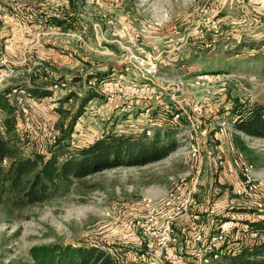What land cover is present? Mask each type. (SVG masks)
<instances>
[{"label":"rangeland","instance_id":"rangeland-1","mask_svg":"<svg viewBox=\"0 0 264 264\" xmlns=\"http://www.w3.org/2000/svg\"><path fill=\"white\" fill-rule=\"evenodd\" d=\"M6 88L28 154H50L65 131L76 147L146 132L176 148L73 179L43 202L0 204V264H23L32 246L52 242L97 244L125 264H172L147 221L154 206L161 224L174 214L172 191L201 212L208 249L190 264H212L225 242L264 241L251 227L264 212V138L236 127L264 106V0H0Z\"/></svg>","mask_w":264,"mask_h":264},{"label":"trees","instance_id":"trees-1","mask_svg":"<svg viewBox=\"0 0 264 264\" xmlns=\"http://www.w3.org/2000/svg\"><path fill=\"white\" fill-rule=\"evenodd\" d=\"M11 89L0 90V204L25 205L43 202L69 188L73 179L121 166H144L166 158L176 148L173 140L160 135L109 133L85 146H73L69 133L59 138L50 154L23 150L19 131V108ZM236 127L251 136L264 138V106H255ZM168 136V134L166 135ZM168 138V137H167ZM251 221L253 231L264 233V212ZM221 246L212 264H264V241ZM225 249L227 251H225ZM23 264H125L100 245L52 242L30 248Z\"/></svg>","mask_w":264,"mask_h":264},{"label":"crops","instance_id":"crops-1","mask_svg":"<svg viewBox=\"0 0 264 264\" xmlns=\"http://www.w3.org/2000/svg\"><path fill=\"white\" fill-rule=\"evenodd\" d=\"M191 204H193V199L190 198V201L185 207L182 205L181 206H170L171 209L170 208L169 209L173 210L174 214L168 216L166 219L167 220L166 222L164 223L162 222V224H166L169 221L170 225H174V228H176L175 230L181 231L180 234H183V232L186 230L185 228H188V233H190V235L185 234V237L183 235H179L177 231L172 229L173 239L169 243L168 247L165 250H163L165 251L164 257L166 259L177 260L183 264H190V262L196 261L197 256H199L198 253L202 249H204L205 251L208 249V241H206V238L201 237L200 234L197 236L199 231L204 229L202 224H200L201 223L200 220H198V218L201 217L200 216L201 212L198 213L197 210H194L192 207L190 208ZM152 210L153 211L156 210V213L151 215V217L147 221L155 222L152 224L162 225L160 223L161 215H160L159 206L152 207ZM184 211L186 212L183 215H179L180 213H183ZM184 218L188 219V222H189L188 225L184 223L183 221ZM138 223H141V221H138ZM146 224L142 223L141 226L143 229H147ZM212 243L213 242H210L209 248L211 247ZM205 244L207 245V248H205L206 246ZM154 245H156V240H154ZM201 246H204V247H201ZM155 255L157 257H160L159 256L160 252H156Z\"/></svg>","mask_w":264,"mask_h":264},{"label":"built area","instance_id":"built-area-1","mask_svg":"<svg viewBox=\"0 0 264 264\" xmlns=\"http://www.w3.org/2000/svg\"><path fill=\"white\" fill-rule=\"evenodd\" d=\"M158 69L157 64H153L150 68L149 71L152 72H156ZM185 196V194L182 192L181 194H177L176 192H170L168 194V198L166 201V205L167 206H173V204H175V199H179V205L178 206H186L188 204V202L190 201L189 196H185L186 198H182V196ZM155 223V222H154ZM156 225V224H155ZM151 236L153 238H155L156 240V245L158 246V248H160V250H165L169 243L172 241L173 236H172V229H171V225L170 222L168 221L166 224L164 225H156L154 231L150 232ZM214 239H217V235L214 236ZM208 258H205V261H207ZM172 264H182L180 261L177 260H173Z\"/></svg>","mask_w":264,"mask_h":264}]
</instances>
